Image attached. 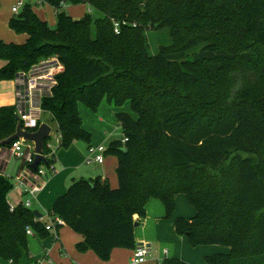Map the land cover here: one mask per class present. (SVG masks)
Masks as SVG:
<instances>
[{"label":"trees","instance_id":"obj_1","mask_svg":"<svg viewBox=\"0 0 264 264\" xmlns=\"http://www.w3.org/2000/svg\"><path fill=\"white\" fill-rule=\"evenodd\" d=\"M42 1L54 7L56 26L27 3L12 16L10 28L28 38L0 39V80L59 58L63 70L42 108L59 126L60 148L92 140L80 104L96 112L105 99L129 101L135 114L116 113L123 138L106 151L118 159V186L100 176L73 179L49 212L83 235L78 251L108 260L116 247H136L134 216L144 218L158 198L171 217L182 193L196 215L177 217V233L192 246L229 248L205 264H264V0ZM82 3L103 15L74 19L64 10ZM148 30H166L171 43L150 55ZM16 115V105L0 107V147L16 131ZM12 187L0 177V264H20L27 227L49 234L34 209H10Z\"/></svg>","mask_w":264,"mask_h":264},{"label":"crops","instance_id":"obj_2","mask_svg":"<svg viewBox=\"0 0 264 264\" xmlns=\"http://www.w3.org/2000/svg\"><path fill=\"white\" fill-rule=\"evenodd\" d=\"M15 2L17 0H1L0 2V39L8 43L22 44L26 42L28 35L16 33L9 26L10 18L15 15L12 11L13 3ZM67 5L65 4V7ZM88 7L90 10V6L87 3L73 5L69 7L68 14L74 19H80L86 13ZM38 16L48 23L50 22L47 16L39 13ZM49 25H56V20L53 19ZM5 64L6 62L1 64L0 68ZM17 87L16 79L0 80V107L17 104ZM107 102L108 105L101 103L97 114L93 117L89 116L91 119L94 118L99 125L108 124L109 126L110 124L115 129L118 127L121 129L119 123H115L114 118H116L115 115L118 111L131 113L129 111V101L127 102L129 108L125 107L127 103L122 107H116L109 101ZM48 115L51 118V115ZM43 122L52 126L49 121ZM83 128L92 134L90 143L76 140L68 148H60L56 157V172L47 178L44 189L33 199L35 209L43 214L42 218L45 221H48L49 217H51L49 212L56 198L67 191L73 179L100 176L103 179H107L110 184L112 181V187H117L118 185V179L116 180L118 159L116 156L106 152L103 163L97 161L86 162L89 146L100 144L106 146L105 142L107 140L110 141L108 132L98 143L96 139L98 130H94V127L88 126L85 122H83ZM9 158L8 152L4 151V154L0 157L2 166L0 177H3L5 172L14 177L25 168L22 160L11 158L7 162ZM34 182V179L30 181L31 184ZM195 215L196 209L190 205L185 194L176 195V210L171 217H168L166 207L160 199L151 198L146 206V216L144 218H140L138 215L134 216L135 221L139 223L135 228L136 247L144 243L150 247V254L147 260L140 264H163V260L169 257L179 258L190 264H205L206 256L219 252H228V247L220 245L192 246L187 237L177 233L175 227L176 218H192ZM83 239L82 234L74 231L67 224L59 228L57 237L54 230H49V234L46 237H41L37 234L31 235L28 239V251L23 253L20 264H133L131 259L136 247H116L112 250L110 258L103 260L92 250L87 252L78 251L77 244Z\"/></svg>","mask_w":264,"mask_h":264},{"label":"built area","instance_id":"obj_3","mask_svg":"<svg viewBox=\"0 0 264 264\" xmlns=\"http://www.w3.org/2000/svg\"><path fill=\"white\" fill-rule=\"evenodd\" d=\"M26 4L25 0H18L13 5L12 11L19 13ZM115 32L119 33L120 22H116ZM63 70V65L59 58L54 56L43 59L37 64L30 67L28 70L20 71L15 78L17 81V114L19 120L22 122L24 129L28 131H35L38 129L42 121V114L46 113L42 108V99L45 96L51 95L53 87L57 84L56 75ZM128 139L125 138L124 142ZM62 144V133L59 130L57 124L56 130L52 128L50 136L44 142L43 155L46 158V162H41L36 169H32L31 165L36 160L35 144L32 141L25 139H16L9 143L7 146L0 147V157L7 151L10 158H17L23 161L25 168L21 173L12 177L9 174L4 173L3 177L11 179L15 187H20L25 191V194L29 196L26 202H23L26 207H32L33 199L41 192L45 185L47 178L56 172V157L57 152ZM45 147L47 151H45ZM107 147L104 145H91L88 148L87 163L97 161L103 163L105 159V153ZM2 166L0 164V171ZM34 179V183L30 181ZM16 205L10 203V209L14 210ZM40 221L45 222L46 229L54 230L57 237L58 225H64L65 222L59 217H49L48 221L43 218H38ZM27 233L29 236L34 235V230L31 227H27ZM150 254V247L147 244L138 245L132 256L133 264H140L147 260Z\"/></svg>","mask_w":264,"mask_h":264},{"label":"rangeland","instance_id":"obj_4","mask_svg":"<svg viewBox=\"0 0 264 264\" xmlns=\"http://www.w3.org/2000/svg\"><path fill=\"white\" fill-rule=\"evenodd\" d=\"M18 1V0H17ZM27 4H30L32 6V8L35 10V12L38 14H42L45 15L49 18V21L52 22L53 19L56 20V24H57V17L55 15V10L54 7L42 0H25ZM17 2L13 3L16 4ZM73 6L72 4H68L65 7V11L67 13H69V7ZM23 9V8H22ZM21 9V10H22ZM91 11L93 16L95 18L97 17H101L103 14L96 10V9H91L89 10V7L86 9V13ZM21 12V11H20ZM19 12V13H20ZM14 13V12H13ZM19 13H14V14H19ZM83 16H85V14ZM82 18V17H81ZM49 22V24H50ZM51 26V25H50ZM51 26V27H55ZM146 39L148 41L149 47H148V51L150 53V55H155L159 52V49L162 45H168L171 43L170 40V35L168 34V32L166 30H162V31H158V30H148L146 32ZM6 61L4 59H0V65L4 64ZM103 105H108L107 100L103 101ZM128 105V103L125 105V107ZM129 108V106H127ZM80 111H81V116L83 118V122H85V124H87L88 126H92L94 127V130H98L97 132V137L96 139L98 140L97 142L100 143L99 141L105 137V134L108 132L109 135V139L110 141H106V146L110 144L111 140H116V139H122L123 138V132L122 129H120L118 126L117 129H115L112 125L106 124V125H99L98 122L91 117H93L95 114H97L98 111L94 112L91 109H89L85 104H81L80 105ZM129 111L132 113V111L129 108ZM49 113H43L42 114V121H49L52 124V127L54 128V130H56L57 128V124L55 123V121L52 120V118L49 117L48 115ZM91 115V117L89 116ZM132 115L135 116L134 113H132ZM115 123L117 124V119L114 118ZM97 125V126H96ZM96 126V127H95ZM99 135V136H98ZM107 146V147H108ZM112 155V154H110ZM115 156V155H114ZM117 177V175H116ZM118 178H116L117 180ZM110 183V182H109ZM112 184V181H111ZM118 186V185H117ZM9 201L11 202V204L14 205H18L19 203H21V201L23 200V202H26L29 199V196L27 194H25V191L20 188V187H15V185H13L9 195H8ZM32 208L35 209V206L32 205ZM36 210V209H35ZM47 217V215H46Z\"/></svg>","mask_w":264,"mask_h":264},{"label":"water","instance_id":"obj_5","mask_svg":"<svg viewBox=\"0 0 264 264\" xmlns=\"http://www.w3.org/2000/svg\"><path fill=\"white\" fill-rule=\"evenodd\" d=\"M16 118L18 119V123H17L15 133L13 135H11L10 137H8L7 139L1 141V143L9 144L16 139H21V138L34 142L35 151H36V160L31 165V167H32V169H36L41 162H46V158L43 155L44 142L50 136L51 131H52V126L46 122H42L37 130L28 131V130L23 128L22 122L19 120L18 114L16 115ZM34 213L36 214V216L38 218L43 217V214L40 213L38 210H34ZM138 224L139 223L136 222L135 226H137Z\"/></svg>","mask_w":264,"mask_h":264}]
</instances>
